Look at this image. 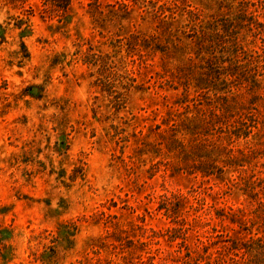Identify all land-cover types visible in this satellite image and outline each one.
Returning a JSON list of instances; mask_svg holds the SVG:
<instances>
[{
  "label": "rangeland",
  "instance_id": "374dc122",
  "mask_svg": "<svg viewBox=\"0 0 264 264\" xmlns=\"http://www.w3.org/2000/svg\"><path fill=\"white\" fill-rule=\"evenodd\" d=\"M209 1L0 0V264L251 260L245 245L264 239V0H226L254 15H224L230 99L180 85L197 59L165 73L140 45L166 31L153 41L191 44L223 17Z\"/></svg>",
  "mask_w": 264,
  "mask_h": 264
},
{
  "label": "trees",
  "instance_id": "16d2710c",
  "mask_svg": "<svg viewBox=\"0 0 264 264\" xmlns=\"http://www.w3.org/2000/svg\"><path fill=\"white\" fill-rule=\"evenodd\" d=\"M47 1L53 3L56 7L63 11H67L71 5V0ZM231 1L232 3L234 2L233 0ZM209 2L210 1L207 0L204 5L206 6V8L204 9H207V7L208 9H212V4H209ZM250 3V1H243L239 2L238 6L234 7V5L228 3L226 0H214L213 4H217V13H223L221 14L223 15L222 19H217L214 21V19H216L215 15L212 14L208 16V18H211L213 20L212 22H207V25L200 27L199 31H196L195 34H189L188 37L192 40L191 44L184 45L176 43L172 46V48H170L169 45H165L167 47L164 48L165 46H160V44H157L153 41L155 40V38L160 39L163 37V35H167L166 31L164 32V34L156 32V34H154L153 36H150L147 39L143 40V44L140 45H142L144 49H148L153 53L161 54V65L165 73L167 72V68H165V65L167 66V64L170 63L169 60H171L172 63H178L176 66V70L177 68H180L179 70L182 71L181 68H183V65H185L184 68L186 69L188 67V62H192V60L197 59L199 64H201V66L198 68L200 71L196 73L197 76H192L193 78L190 79L188 77L179 78L175 75V77L180 81V85H182L185 89H188L190 86H192L196 91H213L217 96L218 93L219 95L223 93L225 96H219V98L230 99L232 97L231 95L233 94V87L231 86V84L234 81L233 79L238 75L235 72L233 66L238 67L239 58L237 54H235V56H233L234 61L229 60L231 63L229 64L228 62H226V60H224L223 57L220 58L217 56L218 48L222 49L220 51L222 52V54H224V52L226 51H223V49L225 48V46L223 45L229 46V43L231 41L229 38L227 39V37H229V30L231 29L230 24L231 22H233V20L224 17V15H227L229 13L228 11L232 9H236L238 10L237 18H240V20H242L243 18L246 19V16H248L246 12L248 11ZM208 4L210 6H207ZM204 12L205 11L203 9H199V11L189 10L188 14L191 16L192 21H198L201 20ZM248 17H250V19L248 20H254L253 13H250ZM237 45L238 44H236V46ZM222 46L223 48H221ZM225 63H228L229 65L225 66ZM187 70H190V68H187ZM192 70L193 69H191L190 71ZM244 135H246V133ZM201 172L206 176L210 175L206 172ZM244 249L245 254H247L251 258V260L247 264H264V239L256 238L254 240H251V243L245 245Z\"/></svg>",
  "mask_w": 264,
  "mask_h": 264
}]
</instances>
